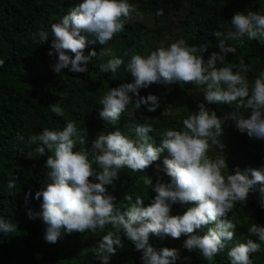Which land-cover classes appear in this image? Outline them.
<instances>
[{
	"label": "clouds",
	"instance_id": "1",
	"mask_svg": "<svg viewBox=\"0 0 264 264\" xmlns=\"http://www.w3.org/2000/svg\"><path fill=\"white\" fill-rule=\"evenodd\" d=\"M141 15L129 0H81L58 23L51 25V48L57 55L51 65L54 72L59 74L67 68L71 72L85 73L86 65L96 52L84 55L86 46L95 41H89L83 33L92 34L105 45L124 30L128 21ZM156 15H163V10L158 9ZM230 24L226 33L214 32L219 52H212L207 60L203 57L208 50L206 45L189 46L184 39L147 55L132 54L125 69L131 74L132 82L109 88L99 101L102 105L99 117L116 125L126 107L133 103L129 93L137 97L133 103L135 109L144 105L147 111L153 112L159 107L158 97L140 96V89L151 84L190 83L203 89L204 99L209 104L235 105L234 111L223 119L200 104L198 111L183 120V130L167 129L161 133L158 147L150 142L151 126L130 127L131 135L118 129L106 134L101 132L92 144L96 153L92 159L86 150H74L77 143L85 141L72 121L62 130L44 128L29 136L28 142L38 145L39 155L52 153L45 164L49 182L35 194L37 199L42 197L40 216L45 225L43 239L46 242L57 243L62 233H105L93 252L102 264H108L110 256L116 253V246H121L123 234L142 251L143 264H176L178 251L167 247L157 251L149 245V235L178 239L183 234L188 237L183 247L198 250L211 264L224 249L225 242L233 240L236 224L227 216L236 204L246 203L249 191L257 182L264 184V166L246 169L243 173L236 169L234 174L225 175L224 158L213 160L208 151L210 146L220 144L218 138L227 119H233L237 129L250 138L264 139V72L249 83L244 75L250 71L249 65L225 63V56L236 52V47L226 43L228 41L243 43L242 38L247 37L264 45V14L236 12ZM37 36L44 42L49 33L41 30L33 34V38ZM218 62L224 66L218 67ZM3 64L0 60V66ZM122 64L123 59L114 57L99 68L104 73H115ZM50 109L57 116L63 115V109L56 104L50 105ZM243 112L248 113L247 118ZM164 150L170 158L163 160L162 171L171 182L163 183L158 179L152 186L151 178L145 177L144 185L152 186L155 193L150 204L142 206L143 199L137 196L135 203L126 206L124 211L117 208L112 203L114 198L106 195L105 186L118 179L122 168L143 172ZM93 164L97 168H93ZM91 178L98 182H92ZM15 185V177H11L8 189ZM125 199L131 200V197ZM177 202L195 206L188 207L182 215H170L171 205ZM205 228L203 235L196 234L197 230ZM16 231L15 224L0 217V232ZM248 233L259 242L249 239L232 247L227 252L230 264H253L250 254L261 251L264 226L253 223Z\"/></svg>",
	"mask_w": 264,
	"mask_h": 264
},
{
	"label": "trees",
	"instance_id": "2",
	"mask_svg": "<svg viewBox=\"0 0 264 264\" xmlns=\"http://www.w3.org/2000/svg\"><path fill=\"white\" fill-rule=\"evenodd\" d=\"M80 2L0 0V60L4 61L0 66V217L17 227L16 232H0V264H102L93 248L105 233H62L55 244L43 239L45 225L40 216L42 197L37 199L35 194L49 182L45 164L52 153L39 155L36 151L38 145L29 143V136L40 133L44 128L62 130L68 121H72L85 141L84 144L77 143L74 150H86L89 159H92L96 154L92 144L101 132L106 134L118 129L131 135L130 127L151 126L153 131L148 133L150 142L158 147L161 133L167 129L183 130V120L198 111L200 104H204L210 112L215 111L221 119L235 108V105L209 104L204 99L203 89L190 83L151 84L144 91L140 89L139 95L157 96L159 107L155 111H147L144 105L135 109L133 103L137 97L129 93L133 103L126 107L117 124L103 121L99 117L101 97L109 88L133 80L131 74L125 71L129 57L112 52L106 44L96 41L92 34L83 33L89 41H95L84 49L85 56L90 51L96 52L86 65L88 70L78 73L65 68L57 74L51 67L57 59L55 50L51 48V25L58 23L71 7ZM129 3L136 6L142 15L128 21L124 30L114 38L123 48L141 52L144 50L146 24L170 21L172 16L180 13H183V21L178 24L180 34L171 41L184 39L189 46L206 45L208 50L203 56L207 57L212 52H219V41L214 32L226 33L234 13L256 11L264 14V0H129ZM158 9L163 10V15H156ZM41 30L49 33L44 42L38 36L33 38V34ZM167 31L159 28V36L165 38ZM242 39L243 43L226 42L236 47V52L228 53L225 63L228 60V63L249 65L250 71L244 75L251 83L259 73L264 72V45L247 37ZM114 57L123 59L124 64L115 73L101 72L99 66ZM217 66L224 65L218 62ZM53 104L63 109L62 116L51 112L50 105ZM243 115L247 118L248 113L243 112ZM218 139L220 144L210 146L208 156L213 160L224 158L227 166L225 175L234 174L236 169L243 173L246 169L264 166V139L250 138L246 132H240L233 119H227L222 124V135ZM165 158H170L167 150L143 172L122 168L118 179L105 186L106 195L114 198L112 203L121 211L134 204L137 196L143 199L142 206H148L155 196L152 186L157 180L171 182V178L162 171ZM93 168L97 165L93 164ZM11 177H15L16 185L8 189ZM145 177L151 178L152 186L144 185ZM262 188L264 184L257 182L249 191L246 203L236 204L228 214L227 219L236 224L233 240L225 242L224 249L211 264H230L227 252L232 247L249 239L259 242L257 237L249 235L248 228L253 223L264 226ZM126 196H130L131 200L125 199ZM192 206L195 205L177 202L171 205L169 214L182 215ZM204 231L206 228L197 230L196 234L203 235ZM187 238L183 234L178 239L150 234L148 242L157 251L164 247L176 249V264H210L198 250L189 251L183 247ZM141 257L142 251L121 234V246H116V253L110 256L108 264H143ZM250 259L253 264H264V244L261 251L250 254Z\"/></svg>",
	"mask_w": 264,
	"mask_h": 264
},
{
	"label": "rangeland",
	"instance_id": "3",
	"mask_svg": "<svg viewBox=\"0 0 264 264\" xmlns=\"http://www.w3.org/2000/svg\"><path fill=\"white\" fill-rule=\"evenodd\" d=\"M182 17H183V13H180L179 15L177 14L175 16H172L170 21L167 20L165 22L155 25L146 24L147 31L143 33V39H144L143 52L130 51L128 48H123L122 44H120L114 37L109 42L106 43V47L112 49V52L116 51L118 53H122L125 56H128L129 59L132 54L147 55L148 52L155 50L159 47L166 48L170 45V43H172L171 39L174 38L176 35L180 34V29L178 28V24L183 21L181 20ZM139 21L143 22L141 19ZM167 27H169L168 31H167ZM159 28L161 29L163 28L164 31H167V36L165 38L159 36V32H158ZM203 57L205 60L208 59L206 55H204ZM226 63H228V60H226Z\"/></svg>",
	"mask_w": 264,
	"mask_h": 264
}]
</instances>
